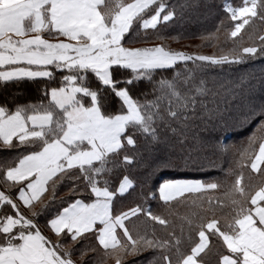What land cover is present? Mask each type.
I'll list each match as a JSON object with an SVG mask.
<instances>
[{
  "label": "snow or ice",
  "instance_id": "1",
  "mask_svg": "<svg viewBox=\"0 0 264 264\" xmlns=\"http://www.w3.org/2000/svg\"><path fill=\"white\" fill-rule=\"evenodd\" d=\"M186 7L167 0H0V88L24 81L42 85L36 102L12 109L7 100L0 104V146L20 150L18 162L5 171L9 191H0V264H74L70 245L86 233L94 235L115 264L147 249L157 250V264H201L197 257L208 243L205 229L226 246L229 254L221 256L220 264H264V182L259 187L242 184L243 171L231 185L223 227L215 216L199 224L188 220L199 236L190 254L181 251V240L171 233L172 239L149 237L127 226L139 214L166 225L150 208L118 207L136 190L131 172L142 152L158 151L165 143L161 131L175 133L173 123L187 128L203 104L197 97L207 89L202 76L196 82L197 74L264 56V36L259 46L233 41L227 51L210 56L163 44L126 46L147 42L149 29L155 30L153 38L164 40L158 25L167 26ZM225 11L238 21L229 30L231 37L253 17L264 22V0L226 4ZM169 70L171 79L164 75ZM141 83L151 86L152 99L148 90L137 92ZM256 115L264 127V104L245 118ZM257 139L249 137L240 152L241 169L248 160L253 171L264 164V137L258 151ZM118 169L123 174L113 184L108 177ZM65 180L72 181V195L86 192L87 197L62 202L67 206L48 215L45 227L54 236H47L37 219L50 207L43 194L51 190L49 199H55ZM17 185L14 196L10 190ZM217 187L200 179L166 180L159 184V200L167 204L185 193Z\"/></svg>",
  "mask_w": 264,
  "mask_h": 264
},
{
  "label": "trees",
  "instance_id": "2",
  "mask_svg": "<svg viewBox=\"0 0 264 264\" xmlns=\"http://www.w3.org/2000/svg\"><path fill=\"white\" fill-rule=\"evenodd\" d=\"M242 2L243 0H167L169 4H186L187 7L182 15L178 14L167 26H164V22L158 25L159 32L165 39L153 38L155 30L149 29L150 38L147 42L126 46L152 47L163 44L172 50L209 56L220 55L222 50L227 51L233 47V41L241 46H259V37L264 36V22L258 17L250 19L249 24L236 37L230 35L229 30L238 21L231 20L225 6L230 4L237 7ZM177 11L179 13V9ZM138 31L140 36L144 35L142 29ZM130 35L136 37L135 32ZM164 75L171 79L173 71L169 70ZM201 76L205 80L207 91L203 96L197 97L203 104L198 105L195 117L187 121V128L173 123L172 127L177 129L175 133L171 129L161 131L160 135L165 143L158 146V151L149 149L142 152V159L131 172L136 190L118 205L122 210L140 205L166 219L167 224L161 225L150 217L139 214L131 217L126 224L129 228L134 226L137 231L149 237L154 234L158 238L172 239L169 234H173L181 240L180 248L185 254H190L191 248L199 243L198 229L190 230L189 219L199 224L202 220L206 222L215 216L219 221L218 226H224V215L230 208L229 193L237 174L243 171L244 185L251 183L259 187L264 182V164L260 165L258 171L252 170L251 160L246 162L243 169L238 164L240 152L248 147L249 137L255 135L258 138L255 145L257 151L259 138L264 137L261 117L256 115L245 118L251 115L252 109H259L264 104V56L258 55L242 64L225 65L223 69L210 68L203 74H197V83ZM155 78L160 77L157 75ZM41 88L42 85L27 81L0 88V104L7 100V106L12 109L15 104L36 102L41 95L38 89ZM150 89L149 84L141 83L137 92L148 90L150 94L147 98L152 99ZM139 98L143 100L144 96L140 95ZM19 151L0 146V191H9L5 185L11 182L6 181L5 171L18 162ZM254 155L253 153V158ZM165 160L169 163L165 164ZM122 174L123 170L118 169L108 178L115 184ZM172 179L214 181L219 187L200 193H185L165 204L159 200L158 187L160 183ZM71 184L72 181L69 180L59 184L55 199H49L52 196L51 190L43 194L50 207L37 219L42 232L47 236H54L45 227L48 215H54L57 210L67 206V203L62 202L87 197L86 192L72 195L69 192ZM18 187L19 185L12 188L11 194L15 196ZM36 208L40 210L38 203ZM21 210L28 214V209ZM205 232L208 245L197 259L201 264H220L221 256L229 254L226 246L218 234L214 235L213 231L207 229ZM70 246L74 264H115L113 258L105 256V250L91 233L84 234L83 238ZM157 255V250L147 249L138 255L128 256L123 264H157L154 259ZM77 258L82 259L83 263H79Z\"/></svg>",
  "mask_w": 264,
  "mask_h": 264
},
{
  "label": "rangeland",
  "instance_id": "3",
  "mask_svg": "<svg viewBox=\"0 0 264 264\" xmlns=\"http://www.w3.org/2000/svg\"><path fill=\"white\" fill-rule=\"evenodd\" d=\"M61 39H64V38L62 37ZM184 51H185V49H184ZM70 247H72V246H70ZM77 261H79V263H83L82 259L77 258Z\"/></svg>",
  "mask_w": 264,
  "mask_h": 264
},
{
  "label": "crops",
  "instance_id": "4",
  "mask_svg": "<svg viewBox=\"0 0 264 264\" xmlns=\"http://www.w3.org/2000/svg\"><path fill=\"white\" fill-rule=\"evenodd\" d=\"M21 208L25 209L24 206H23L22 204H21ZM207 245H208V243H207ZM206 247H207V246H206ZM206 247H205V249H206Z\"/></svg>",
  "mask_w": 264,
  "mask_h": 264
}]
</instances>
